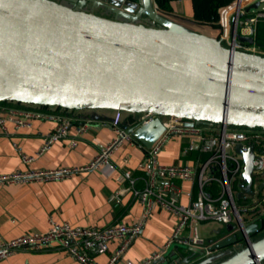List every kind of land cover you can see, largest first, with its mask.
Instances as JSON below:
<instances>
[{"label":"water","instance_id":"1","mask_svg":"<svg viewBox=\"0 0 264 264\" xmlns=\"http://www.w3.org/2000/svg\"><path fill=\"white\" fill-rule=\"evenodd\" d=\"M91 1L115 17L73 2L0 0V101L151 112L145 123L125 124L146 147L164 132L165 115L189 124L264 127V56L233 46L256 43L254 36L236 31L237 16L227 45L224 33L213 37L188 30L163 14L155 0ZM253 157L251 146L244 153V191L238 198L253 192ZM263 229L264 217L235 231L227 224L208 250L232 246L228 264H262L264 238L252 236ZM204 252L174 242L145 261L190 264Z\"/></svg>","mask_w":264,"mask_h":264},{"label":"built area","instance_id":"2","mask_svg":"<svg viewBox=\"0 0 264 264\" xmlns=\"http://www.w3.org/2000/svg\"><path fill=\"white\" fill-rule=\"evenodd\" d=\"M256 1H260L257 8L246 10L247 6ZM263 2L264 0H234L221 10L220 23L222 33L225 35V44H231L233 16H237L236 31L245 34L244 30L248 27V34L255 36L254 23L259 17H264V7L261 6ZM233 46L264 56V47L256 43L236 41ZM143 113L139 124L149 121L154 116L151 112ZM35 119H50L55 122V126L43 135V142L34 154H27L17 146L25 163L33 161L49 150L55 141L68 137L74 122V117L70 114L51 112L40 107L0 103V128L6 133L9 121L14 123L16 128H21L31 127ZM162 121L165 126L164 132L151 147L146 148L143 159L138 163L141 174L135 176L132 170L125 169L122 176L130 184L113 196L119 198L120 193L131 191L144 205L141 219L137 223L117 222L106 227H97L72 225L67 221H51L50 227L45 231H28L11 239H5L0 235V261L21 248L40 250L56 243L82 264H101L97 256L108 251L110 244L116 241L118 245L106 263L114 264L140 233L143 222L158 206L173 211L178 220L166 246L153 255L152 259L163 255L174 242L199 246L206 253L209 252L207 240L200 233L202 222L214 221L223 227L232 224L235 231L264 217V127L236 126L221 122L189 124L186 119L174 115L162 116ZM111 124L116 133L115 137L108 145L102 147L88 168L101 165L114 171L116 165L110 162L111 153L124 140L131 142L137 140L125 126L123 110H115ZM87 125V122L78 124L77 135L83 134L87 130ZM176 135L190 137L184 153L197 151L193 163L160 162L159 152ZM69 143L76 146L78 139L71 138ZM238 145L241 147L240 150L237 149ZM251 146L254 153L251 184L253 192H244V196L238 198V194L244 191V153ZM72 170L61 168L29 173L17 171L0 177V180L28 177L58 179ZM138 181L143 183L141 187L137 186ZM186 181L191 183V188H184L183 183ZM183 197L187 200L183 201ZM148 262L143 261L139 264Z\"/></svg>","mask_w":264,"mask_h":264},{"label":"crops","instance_id":"3","mask_svg":"<svg viewBox=\"0 0 264 264\" xmlns=\"http://www.w3.org/2000/svg\"><path fill=\"white\" fill-rule=\"evenodd\" d=\"M74 6H81L96 14L114 18V13L91 0H58ZM234 1L231 0L230 3ZM228 3V4H230ZM157 4V3H156ZM226 4L225 6H227ZM171 10H159L191 31L213 37H220L222 26L218 21H207L198 11L197 0H171ZM224 6V7H225ZM158 7V5H157ZM223 7V8H224ZM234 16L232 17L233 21ZM256 31L264 35V19L254 23ZM248 34V27L244 30ZM253 36V35H251ZM255 37V36H254ZM11 105L38 107V105L16 102ZM55 106V105H50ZM51 112L70 114L74 117L68 137L54 142L52 147L29 163H25L18 151L21 147L27 154H34L43 142V135L51 131L55 122L50 119H35L31 127L16 128L14 123H7L8 132L0 128V177L14 172L50 171L61 168L73 169L61 178L46 179L28 177L16 180H0V235L11 239L28 231H45L51 221H67L72 225L106 227L113 223H137L142 216L144 205L131 191L113 196L122 188L129 186V181L122 174L130 169L133 174H141L138 163L143 159L146 146L140 141L124 140L110 155V162L116 165L114 171L101 165L88 168L99 155L102 147L108 145L116 133L111 120L115 109L84 108L65 112L55 107ZM143 112L123 111V121L130 127L138 122ZM87 122V130L77 135V125ZM137 124V125H138ZM77 138L76 146L70 145V139ZM190 137L173 136L159 152L163 164L193 163L197 151L184 153ZM125 158L127 161H125ZM138 187L143 183L138 181ZM185 189L191 183H183ZM186 201V197L182 198ZM177 215L168 209L155 207L153 213L143 222L140 233L130 243L126 251L114 264H139L162 250L174 232ZM214 222V221H210ZM202 236L207 243L223 236L225 227L219 223H203ZM118 242L110 244L108 251L97 256L101 264H106L117 247ZM234 252L232 246L209 251L196 257L190 264H201L210 258V254ZM0 264H82L64 248L54 243L43 249L21 248L0 261Z\"/></svg>","mask_w":264,"mask_h":264},{"label":"trees","instance_id":"4","mask_svg":"<svg viewBox=\"0 0 264 264\" xmlns=\"http://www.w3.org/2000/svg\"><path fill=\"white\" fill-rule=\"evenodd\" d=\"M170 1L171 0H155V2L158 5V8L162 11H170L171 6H170ZM231 0H197L198 2V11L202 13V18L207 21H218L220 19V13L223 7L230 3ZM259 19H264V17H259ZM255 41L256 44L264 47V35H261V33L258 32V29L255 33ZM17 101H0L1 104H12L16 103ZM18 103V102H17ZM37 105V104H34ZM41 109L49 111L51 107H55L57 110L61 109L63 111H74L75 109H70V108H65L62 106H50V105H38ZM138 122H135L134 125H137Z\"/></svg>","mask_w":264,"mask_h":264},{"label":"rangeland","instance_id":"5","mask_svg":"<svg viewBox=\"0 0 264 264\" xmlns=\"http://www.w3.org/2000/svg\"><path fill=\"white\" fill-rule=\"evenodd\" d=\"M261 6L264 7V2L261 4ZM203 223H210L211 224V223H214V222H210V221L202 222L201 225H200V233L201 234H202V227H204V226H202ZM225 233H226V230H224V231L222 230V234L224 235ZM262 238H264V229L261 232L256 233L255 235H253L252 240L253 241H259ZM204 253H206V252H204ZM233 253L229 252L228 254L222 253V254H219V255L215 254V253L210 254V258L208 260H206V262H202L201 264H228L230 262V260H231V256L233 255ZM261 262H262V264H264V259H262ZM249 264H256V263L255 262H251Z\"/></svg>","mask_w":264,"mask_h":264},{"label":"flooded vegetation","instance_id":"6","mask_svg":"<svg viewBox=\"0 0 264 264\" xmlns=\"http://www.w3.org/2000/svg\"><path fill=\"white\" fill-rule=\"evenodd\" d=\"M253 237V236H252Z\"/></svg>","mask_w":264,"mask_h":264}]
</instances>
